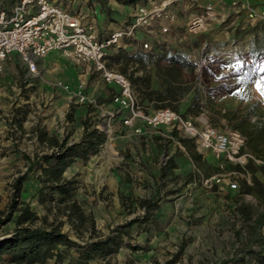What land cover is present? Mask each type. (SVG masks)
I'll use <instances>...</instances> for the list:
<instances>
[{"label":"rangeland","instance_id":"374dc122","mask_svg":"<svg viewBox=\"0 0 264 264\" xmlns=\"http://www.w3.org/2000/svg\"><path fill=\"white\" fill-rule=\"evenodd\" d=\"M17 1L0 0V6L9 9ZM152 1L156 0H141L130 5L121 0H59V3L72 12L82 10L85 13L91 6L95 7L97 28L105 33L128 23L136 5ZM246 2L264 8V0ZM203 3L204 0H174L172 11L176 15V26L169 38L171 42L160 47L157 54L179 55L193 65L177 66L173 70L187 89L181 96L183 100L173 103L178 111L187 112L186 116H197L192 105H199L198 115L204 113L213 127L223 131L230 128L224 119L228 111L237 116L257 111L264 117V98L256 88L257 82L264 78L263 45L258 42L264 32L259 31L253 38L254 33L248 31L256 21L241 11L230 10L223 22L211 23L200 33L187 34L188 19L201 12ZM252 48L259 54L254 55ZM124 51L111 50L107 64L120 73L121 68L126 69L123 74L129 77L132 69L124 61L127 57ZM59 53L51 52L46 63L60 61L59 81L64 78L73 85L85 81L86 94L96 105L70 101V94L65 92L69 107L60 120L56 118L50 133L68 144L78 142L82 135L80 120L87 111H92L88 115L90 122L98 120L96 127L106 134V141L96 154L76 159L63 174L71 182L72 199L92 219L94 228L83 226L75 230L64 222V205L49 198L46 202L40 201L36 195L41 187L40 172L28 169L26 157L35 158L51 149L34 140L28 126L19 130L11 125L6 132L0 133V239L11 232L18 211L23 204H28L47 222H63L62 231L80 245L103 239L110 233L122 243L114 253L106 257L98 254L88 262H81L77 250L70 248L65 250L59 263L50 260L45 264H260L247 250H241L245 222L234 212L238 204H257L254 197L239 192L240 181L246 179L251 184V175L241 174L235 179L237 188L231 189L228 182L232 179L226 175L228 170H222L211 153L201 154V162L197 164L181 147L175 149V142L169 138L173 128L151 127L142 121L138 122L140 128L131 129L135 122L129 126L123 122L128 111H113L112 117L104 116V111L97 106L100 103L108 105L109 100L107 96L100 98L99 93L109 96L111 90L99 73L91 65L75 63L64 56L60 58ZM150 63V81L154 74L156 83L162 87L165 83L163 69L169 64L157 55ZM239 65L244 66L243 72L232 71ZM244 73H248L246 78ZM3 74L2 92L11 98L7 104L8 96L2 94V111H40L49 107V100L43 95L45 90L38 92V84L31 82L35 78L26 76L19 61L16 60L11 71L5 70ZM30 82L32 85L24 88ZM132 88L143 110L154 111L152 103L142 100V89L135 85ZM27 100L29 103H24ZM113 107L111 103L109 108ZM68 113L73 114V121L67 119ZM125 127H130L132 132ZM178 136L183 137L180 132ZM108 145L115 155L108 156ZM170 164L173 168H165ZM216 175L222 176L219 183L211 187L204 185L205 178ZM255 175L264 185V169L257 168ZM19 177L24 179L20 192L16 193L13 185ZM143 201L152 206L145 208ZM237 232L240 239L235 235ZM252 249L258 250L259 246L253 245ZM0 264L7 263L0 260Z\"/></svg>","mask_w":264,"mask_h":264},{"label":"built area","instance_id":"2783aa9c","mask_svg":"<svg viewBox=\"0 0 264 264\" xmlns=\"http://www.w3.org/2000/svg\"><path fill=\"white\" fill-rule=\"evenodd\" d=\"M196 2L197 0H190ZM174 0H156L147 4H138L131 13L128 23L118 29L100 33L97 28L98 10L90 7L72 12L62 6L59 0H18L11 8L0 6V74L6 62L16 55L28 74L39 78L41 73L38 62L52 51L75 63L91 65L101 79L108 85L117 87L112 95V109H102L104 116L112 117L113 111H128L125 125H132L135 119H141L151 127H171L191 139L199 153H211L220 162L244 167L248 161L264 169V158L242 151L244 137L231 128L218 130L213 127L204 113L197 116H182L170 108L155 110L146 114L140 105L129 77L108 67L111 50H125L136 45L149 61L156 57L157 49L171 42L169 39L176 26V15L172 11ZM202 10L191 15L186 23L187 34L205 31L214 22H223L230 10L243 12L256 22H264V8H256L246 0H204ZM140 35V36H139ZM70 94V101L91 103L84 93V83L80 82L72 90L62 81L52 84ZM231 189H236L240 174L227 171ZM222 180L221 175L205 178L203 183L211 187Z\"/></svg>","mask_w":264,"mask_h":264},{"label":"trees","instance_id":"16d2710c","mask_svg":"<svg viewBox=\"0 0 264 264\" xmlns=\"http://www.w3.org/2000/svg\"><path fill=\"white\" fill-rule=\"evenodd\" d=\"M125 5L136 4L141 0H121ZM144 1V0H143ZM108 11L107 9L105 10ZM264 32V22H256V24L249 29V33H254L257 37L258 32ZM256 39H253L255 43ZM263 46L261 48L264 52V34L258 41ZM254 55L256 49H251ZM157 54V53H156ZM159 58H164L168 62L165 70L166 87L161 91L150 88V78L143 76H135L139 68L146 67L147 56L143 53H136L125 57L124 61L127 65L137 63L138 66L129 73V80L131 85L139 86L142 89V100H147L152 103L155 110L162 108H170L180 115L186 117V113L178 111L177 106L173 103L178 102L184 92L187 90L179 81L177 74L173 73L179 67H193L189 62L180 59L179 55L169 53L157 54ZM122 73H126V69L121 68ZM143 85V87H141ZM195 107V115L200 111L199 105H192ZM80 120L82 126V135L78 142L68 144L66 140L58 141L57 138L49 136L44 130H35L36 138L39 142L50 147L49 153H43L35 158L26 157L29 160L28 169H37L40 172L38 176L41 187L38 189L36 195L39 196L41 202L56 200L59 204L64 205V213L69 225L77 230L79 227L94 228L93 221L86 216L76 201L72 199L71 182L67 181L63 174L66 168L76 159H87L90 155H94L99 151L101 145L106 141V134L99 130L96 125L97 121L90 122L89 113ZM227 122L230 128L238 131L245 140V146L242 151L248 150L258 157L264 158V117L257 111H247L246 114L237 116L236 113L231 112L227 115ZM96 117V116H95ZM251 117H254L251 120ZM67 119L73 121V114L68 113ZM171 134L177 138V141L182 144L190 159L195 163H200L202 159L201 153L196 151L195 143L186 137L178 136V131L173 128ZM173 168V164L167 165L165 168ZM225 170L236 171L240 175L249 173L251 175V184L242 179L240 181L239 192L243 195H250L256 199L257 204H238L235 209V215L240 217L245 222L244 237L241 242V250H247L260 263L264 264V185L255 172L257 168L251 161H248L244 167L240 165H233L226 163ZM24 177H19L14 183L16 193L20 192L21 182ZM142 205L145 208H150L152 205L143 201ZM134 222V221H133ZM129 225L132 223H128ZM63 222L49 223L45 217H39L33 212L28 204H23L21 210L18 211L14 218V227L11 232L5 234L0 239V260L7 264H45L50 260L59 263L66 249H76L78 258L81 262H88L93 260L98 254L106 257L114 253L121 243L116 237L107 235L103 239L89 241L83 245L69 239L68 235L62 231ZM240 239V233H235ZM253 245H258L259 249H252Z\"/></svg>","mask_w":264,"mask_h":264},{"label":"crops","instance_id":"0c3cea01","mask_svg":"<svg viewBox=\"0 0 264 264\" xmlns=\"http://www.w3.org/2000/svg\"><path fill=\"white\" fill-rule=\"evenodd\" d=\"M250 2H257V0H250ZM116 29H118V28H116ZM116 29H112L109 31H113ZM105 33H107V32H105ZM105 33H102V34H105ZM159 48L157 49V51L159 50ZM125 50L126 51H124V52H126L127 56H131V55H134L136 53H141L139 51V49H137L136 45H130ZM52 52H54V51H52ZM48 55L38 62V69L41 73L40 77L35 78L31 81V82H36V84H38V86H39L37 89L38 92L41 93L43 90H45V93L43 95L46 98V100H49V102H48L49 107H47V109L40 110V111H2V94L4 96H8V94L6 92H4V91L2 92V76L4 75L3 73L5 72V70L11 71L14 68V63H16V60L19 62H20V60L16 55H12L8 59V61L6 62V65L4 66L3 72L0 74V133H2V131L6 132L7 126L9 127L11 125H13V126L15 125L19 130H23L26 126H28L29 127L28 131L31 132V135L33 136L34 140H37L36 132H35L36 129L46 131L49 136H53V137L57 138L58 141L64 140V139L58 138L55 135H52L50 133V127H52V125L55 123L56 118H58L60 120L63 117L64 113L67 112L70 101H69V97L66 95V93L64 91H62L61 89H58V88H54V86L52 85L54 81L60 80V78L58 77L60 61H57V62L51 63V64H47L46 59H48L47 58ZM59 56H60V58L62 57V55L60 53H59ZM60 60H62V59H60ZM151 64L152 63H150V61L147 59L146 67L144 69L139 68L136 72H134V75L136 73H138V76H140V77L141 76L148 77L149 76V69L151 68L150 67ZM129 65H130L132 70L138 66L137 63H132V62ZM20 67L25 72L26 76L32 77L30 74L27 73L26 68L22 65L21 62H20ZM161 71H162V69H161ZM85 73H87V72L85 71ZM163 73H165V69H163ZM158 75L160 77H162V75L160 73H158ZM163 78L166 79V76H163ZM155 80H157V78L153 74L152 80H151L152 83L150 81V88L151 89L153 88L154 90L161 91L163 88L166 87L165 83L162 84V87H161L160 83L157 84ZM61 81L63 83H65L66 85H68L72 90L77 86L78 83H80V82L84 83V93L86 94V83H85V81H79L75 85L69 83L64 78L61 79ZM31 82L26 84V86L24 88L32 85ZM104 84L111 90V93L109 96L105 92L99 93L100 98H105L107 96V100H109L108 105H106L104 103H100V105L97 106V108H100L101 110L102 109H110L109 105H111L112 95L117 91V87H115L114 85H108L105 82H104ZM86 96H87V94H86ZM87 97L89 98V96H87ZM10 98L11 97L8 96L7 104L9 102ZM181 100H183L182 97L178 98V102ZM21 103H23V102H21ZM24 103H29V101L28 100L24 101ZM37 107H39V103L37 104ZM43 107H45V105ZM154 111H151V113H148L146 111H144V112L146 114H152ZM91 113L92 112H90L89 115ZM228 113H231V112L228 111L224 115V119L227 118L226 115ZM33 115H36V116H33ZM6 121H8L9 123H6ZM134 122H135V124H134ZM138 122H142V120L141 119H135L132 123L134 125L131 127V129L140 128V125L138 124ZM43 126H45V127L43 128ZM161 127H165V126H161ZM161 127H158V128H161ZM125 129H128L129 132H132L130 127L129 128L125 127ZM171 132L172 131H170V133ZM169 136H170L169 138L171 139V141L175 142V144H176L175 149L178 147L179 148L181 147L182 150H185V148L182 146V144H180V142L177 141L176 137H174L172 134ZM38 143L42 144V145L44 144V143H41L39 141H38ZM44 145H46V144H44ZM196 151L198 152L197 149H196ZM185 154L188 155V157H189V154L186 152V150H185ZM189 159H190V157H189ZM174 168H175V166H174Z\"/></svg>","mask_w":264,"mask_h":264},{"label":"snow or ice","instance_id":"6c2138e0","mask_svg":"<svg viewBox=\"0 0 264 264\" xmlns=\"http://www.w3.org/2000/svg\"><path fill=\"white\" fill-rule=\"evenodd\" d=\"M232 71L241 73L244 71V66L239 65L237 67H234L232 68ZM247 76H248V73H244V78H246ZM256 88H257V91L261 94L262 98H264V78H262L261 80L257 82Z\"/></svg>","mask_w":264,"mask_h":264},{"label":"bare ground","instance_id":"6f19581e","mask_svg":"<svg viewBox=\"0 0 264 264\" xmlns=\"http://www.w3.org/2000/svg\"><path fill=\"white\" fill-rule=\"evenodd\" d=\"M106 153L108 154V156H113L116 152L113 150L111 145H108L106 148Z\"/></svg>","mask_w":264,"mask_h":264}]
</instances>
